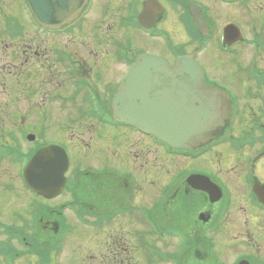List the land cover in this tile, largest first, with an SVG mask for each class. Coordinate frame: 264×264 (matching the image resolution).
Masks as SVG:
<instances>
[{"label":"flooded vegetation","instance_id":"1","mask_svg":"<svg viewBox=\"0 0 264 264\" xmlns=\"http://www.w3.org/2000/svg\"><path fill=\"white\" fill-rule=\"evenodd\" d=\"M263 1L89 0L70 25L47 31L25 0H0V193L9 212L0 211V264L55 263L49 234L41 233L58 226L59 238L76 228L93 233L95 242L104 235L112 255L126 250L110 264L140 263L138 252L144 264H264ZM146 54L169 65L188 56L202 67L203 87L187 94H196L189 100L201 99L213 120L202 132L207 142L169 150L112 121L111 96ZM46 104L67 111L69 127L89 123V138L91 123L100 126L106 143L79 148L75 165L64 135L45 139ZM49 145L71 156L52 213L19 173L26 157ZM20 192L29 200L25 210L21 197L8 202ZM194 212L202 226L196 234ZM124 227L135 233L131 251L118 235Z\"/></svg>","mask_w":264,"mask_h":264},{"label":"water","instance_id":"2","mask_svg":"<svg viewBox=\"0 0 264 264\" xmlns=\"http://www.w3.org/2000/svg\"><path fill=\"white\" fill-rule=\"evenodd\" d=\"M30 1L39 22L45 26L51 27L58 23V25H63L68 22L69 16L73 15L70 13V9L74 5L72 0H60V4L56 0ZM58 15L60 20L57 19ZM261 38L264 41V32ZM143 62L152 64L154 67L152 77L159 82V87L157 86V89L160 90L159 98L142 95L140 86H136V89L131 82H128L122 85L113 97L111 107L114 116L121 121L155 133L163 142L172 145V147H186L197 126L209 121L202 113L198 103L195 101L186 102L184 98L187 95L185 93L187 88H202L201 68L189 58H180L175 62L176 65L173 68L168 67L163 61L146 60V58L140 59L137 64ZM174 90L177 92L176 99L171 94ZM184 129L187 133L181 134ZM49 150L39 151L30 161L26 173L28 176L31 170L39 168L42 162L47 161L46 159L49 161L51 158H56L54 161L58 164H51L48 171L43 173L46 176L43 180L47 181L48 188L51 189L50 192L55 196L60 191L58 177L64 172L66 162L61 152L58 154ZM29 183L37 189L41 187V182Z\"/></svg>","mask_w":264,"mask_h":264},{"label":"rangeland","instance_id":"3","mask_svg":"<svg viewBox=\"0 0 264 264\" xmlns=\"http://www.w3.org/2000/svg\"><path fill=\"white\" fill-rule=\"evenodd\" d=\"M264 4V1H263ZM2 6V5H1ZM7 9V8H5ZM264 16V14H263ZM244 24V23H243ZM245 55V56H244ZM243 55V57L246 59V63H248L249 58H251L252 56L249 55V52L246 51L245 54ZM240 58V57H239ZM238 61H240V59H238ZM253 61H258L256 59V57H253ZM110 72L107 71L106 77L108 82L111 81V78L109 76ZM101 86H104V83H101ZM26 106L23 105H18V108L20 109H24ZM46 111L49 113L48 117L46 118V122H47V127L49 131L48 136L45 137V139L48 140H59L61 134L64 135V137L62 138L65 143H67L68 148L72 154V160L74 158L78 159L75 154H77V152L81 149H87V145H102L106 143V138L104 137V134L102 136L98 137V134H100L101 132L98 131V128H101L100 126L91 123V125H93L91 127V133H92V137L89 138L87 133H86V127L89 126V123L84 122L81 126L79 127H72L69 125L72 124V122L68 119H66L67 117V111H62L60 110V106L58 104H46ZM37 117H40V115H37ZM33 121V120H30ZM30 121L26 120L27 123H29ZM18 122V121H17ZM34 122V121H33ZM22 126H24V124L22 123ZM72 127V128H71ZM60 135V136H59ZM97 137V138H96ZM80 141V142H78ZM79 144H81V146H79ZM80 148V149H79ZM79 149V150H78ZM130 150L137 154L138 151L134 148V147H130ZM88 151H86L87 153ZM89 154V152H88ZM129 154L130 157H128V159H132V157H134L135 155L132 154L131 152L127 153ZM83 154L80 153V156H82ZM94 155L95 156H100V158H103L102 154L99 153L97 150L94 151ZM107 155L104 156V158H106ZM135 158V157H134ZM146 159H148L149 161L152 159L151 157H146ZM79 160H81V158L79 157ZM75 165L77 161L73 160ZM86 165H91V166H100V164H90L87 163ZM12 168L16 171V166L14 167H9ZM8 168V169H9ZM10 170V169H9ZM5 175V173H3ZM3 182V181H2ZM94 183V182H93ZM87 185H90L92 183L86 182ZM3 189V186L0 184V190ZM8 196V195H6ZM22 199V202L20 203L19 206H21V210H25L28 207V198L26 197V194H24L23 192H20V194H18L17 197H9L10 199H8V202L10 204L11 202V198L15 199L16 202H18V198ZM89 196L86 197V199H88ZM5 200V197L1 195L0 193V211L3 210L5 215L9 214L8 210L6 209V206H3V201ZM56 202L53 201V203H49V210L53 209L55 206H53ZM105 209V208H103ZM20 210V211H21ZM54 211V210H52ZM64 216L70 218V220H73L71 218V215H69L68 213L64 212ZM197 213L194 212V216L193 219L195 220V222L193 223L194 225V229H196L194 231V234H196L197 229L202 228L201 224L197 223V219L198 217L196 216ZM50 217V214H49ZM199 220V219H198ZM50 222V221H49ZM50 225V224H49ZM48 227V226H45ZM47 229L42 230L43 235L45 234H49V238L52 241V243H48V257L50 258V261H55V263L52 264H110L111 262L115 261L114 257L117 255H121V256H126V247H125V253H118V254H110L107 249V245L104 242L105 236L104 235H98L100 237L99 242H95L94 241V235L93 233H91L90 231H79L76 228H72V231L70 232V234L64 238V236H62V238H59V231L60 228L58 226V230L57 232L53 233V231L51 229L48 228V232L46 233ZM235 232H237V229H228V233H231L233 235H235ZM199 234V232H198ZM118 235L119 238H121L120 240H122L123 242H125V244H127L129 246V248L127 250L131 251L132 247L134 248L135 243L131 242L133 240V237L135 235V233L132 231V228L130 227H124L119 229L118 228ZM223 235H227V233H224ZM61 237V235H60ZM60 241V246H54L56 245L55 242ZM139 247V245H137ZM206 248V247H204ZM217 249V247H216ZM238 249L237 247H234L233 249L230 250H236ZM57 250V251H55ZM121 251V250H119ZM217 251H219L217 249ZM136 254V253H135ZM206 254V251H203L202 256H204ZM136 260L139 261L140 263L135 262V260H132V262L130 264H144L145 260H143V256L141 252H138L136 255ZM147 264V263H146ZM186 264V263H185Z\"/></svg>","mask_w":264,"mask_h":264}]
</instances>
